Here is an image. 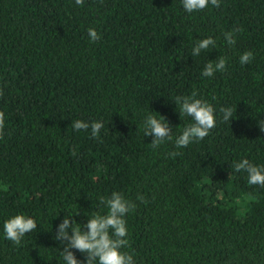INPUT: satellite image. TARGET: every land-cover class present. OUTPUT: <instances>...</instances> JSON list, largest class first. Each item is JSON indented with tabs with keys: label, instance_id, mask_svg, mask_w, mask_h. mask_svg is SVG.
Listing matches in <instances>:
<instances>
[{
	"label": "trees",
	"instance_id": "1",
	"mask_svg": "<svg viewBox=\"0 0 264 264\" xmlns=\"http://www.w3.org/2000/svg\"><path fill=\"white\" fill-rule=\"evenodd\" d=\"M219 4L188 13L181 0H0V264H64L57 226L75 214L86 231L114 191L136 205L121 249L135 264H264V187L234 169L242 159L264 167V0ZM237 27L230 46L224 34ZM208 37L215 49L192 57ZM218 57L226 70L203 77ZM193 90L216 126L177 148L193 121L174 101ZM149 114L172 130L156 149L143 135ZM75 120L103 128L93 138ZM18 214L38 226L15 245L3 224Z\"/></svg>",
	"mask_w": 264,
	"mask_h": 264
},
{
	"label": "clouds",
	"instance_id": "2",
	"mask_svg": "<svg viewBox=\"0 0 264 264\" xmlns=\"http://www.w3.org/2000/svg\"><path fill=\"white\" fill-rule=\"evenodd\" d=\"M209 2L214 7H219V0H181L182 7L188 13L200 11L208 7ZM84 0H75V4L83 6ZM241 30L237 27L230 32L224 34L225 41L228 45L235 44L234 33ZM90 42L95 43L101 37L93 28L87 29ZM216 42L213 38L208 37L197 40L195 46L191 50V56H199L202 50L215 49ZM254 58L251 51L244 52L239 57L241 65L250 64ZM226 70V59L218 57L214 61L209 60L205 65L201 75L203 77H212L216 72H224ZM2 95V92H0ZM197 91L188 96H178L174 103L179 107V115L190 117L193 121L185 127L182 134L175 138V147L183 148L189 144L203 140L209 135L211 129L216 126L214 116V108L205 101L197 99ZM223 121L230 124L234 119L235 109L221 108ZM72 127L76 131L87 130L91 128V136L97 138L100 129L103 128L101 122L89 123L75 120ZM258 127L264 132V120L258 121ZM4 129V113L0 112V138L3 137ZM143 135L152 136L150 143L153 149L166 140H173L172 130L165 117L158 114L153 116L147 115L143 122ZM75 154V152H73ZM170 156L179 155L178 152L169 153ZM236 172L244 171L247 173L248 183L250 185H259L264 187V167H258L251 164L247 159H242L234 164ZM138 200L146 202L143 196H138ZM98 206L106 209L105 214L99 212L93 213L88 217L87 223L83 225L86 231L81 230V225L70 217L75 215H67L57 226L55 240L60 241L63 250L59 252L64 264H81L71 250H76L85 256L83 264H135L133 256L127 252H122V248L129 246L126 239L128 232L125 215L133 211L136 207L135 203L125 199L119 192H112L110 197L100 196ZM77 214V213H76ZM37 224L34 219L25 217L24 215H15L3 224V232L5 238L15 245H19L26 234L33 233L37 230ZM69 229L71 234H69Z\"/></svg>",
	"mask_w": 264,
	"mask_h": 264
}]
</instances>
